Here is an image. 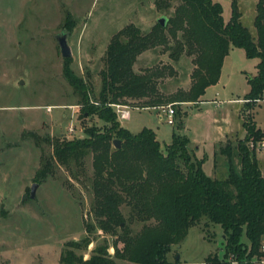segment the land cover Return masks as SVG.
Returning <instances> with one entry per match:
<instances>
[{
    "label": "rangeland",
    "instance_id": "1",
    "mask_svg": "<svg viewBox=\"0 0 264 264\" xmlns=\"http://www.w3.org/2000/svg\"><path fill=\"white\" fill-rule=\"evenodd\" d=\"M155 1L0 0V264H59L65 243L86 234L91 242L82 250L85 257L95 245L107 243L110 252L112 236L99 229L90 233L86 227L96 225L91 208V152L83 157L81 166L75 161L68 165L57 162L52 172L40 178H36V171L41 168L42 156L50 157L51 137H81L84 127H104V121L95 115L81 117L80 97L63 73L64 63L88 82L91 97L97 96L99 70L104 66L110 37L127 24L138 26L143 33L150 31L159 17L172 14L173 4L177 3L172 0L166 9ZM213 1L222 4L223 18L228 21L231 0ZM256 1L237 0L240 19L253 34ZM58 33L67 34L71 50L68 60L60 53ZM169 45H173L172 39L168 46L161 44L142 51L134 63L135 71L162 70L157 86L164 97L186 91L194 67L193 54L182 52L175 60L169 54ZM228 52L218 81L208 86L196 103H168L176 112L173 124L159 119L156 107H130L129 117L122 118L120 124L132 133L151 128L162 151L171 142L173 131L188 137L190 151L203 159V170L211 177H225L229 160L239 170L236 141L245 135L240 109L250 90L248 78L257 72L259 58H248L237 46ZM263 98L264 92L250 110L262 130ZM226 143L231 146L230 157L221 150ZM255 149L258 165L263 167V150L257 146ZM34 182L38 184L35 196L21 201ZM126 210L124 207L123 212ZM201 225H191L180 244L171 247L167 264H216V260L224 259L221 227L209 225L203 232ZM140 226L134 223L131 227L136 231ZM207 231L213 233L212 240L203 238Z\"/></svg>",
    "mask_w": 264,
    "mask_h": 264
},
{
    "label": "trees",
    "instance_id": "2",
    "mask_svg": "<svg viewBox=\"0 0 264 264\" xmlns=\"http://www.w3.org/2000/svg\"><path fill=\"white\" fill-rule=\"evenodd\" d=\"M256 2L254 34L240 19L237 0L230 1L228 21L223 18L219 1L177 0L165 25L157 21L144 33L136 25H125L106 46L104 66L99 70L100 90L94 97L88 82L64 63L63 73L80 97L81 117L95 115L104 121V127H84L81 137H51L50 157L42 156L36 178L52 172L57 162L68 165L75 161L81 166L83 157L91 152V208L96 225L86 227L90 233L99 229L111 235L114 253L107 251L106 243L93 246L85 257L82 250L91 242L86 234L65 243L59 264H117L116 259L127 264H167L171 247L179 245L189 227L203 219L205 225L221 227L225 256L230 260L253 264L264 257V166L258 165L255 149L259 147L264 154V130L250 112L264 92V0ZM155 3L167 9L172 0ZM170 39L173 45H169V54L175 60L182 52L193 54L194 67L190 87L164 97L157 86L162 70L135 71L134 63L142 51L168 46ZM234 46L242 48L248 58H259L257 72L248 78L250 90L240 109L245 135L236 141L239 170L229 160L225 177H211L203 170V159L190 151L188 137L173 131L171 142L162 151L151 128L132 133L117 120L112 103L135 108H154L171 101L196 103L206 88L218 81L223 58ZM114 139L120 140L118 148L113 146ZM230 149L229 143L221 148L229 157ZM134 223L141 224L136 231L131 227Z\"/></svg>",
    "mask_w": 264,
    "mask_h": 264
},
{
    "label": "built area",
    "instance_id": "3",
    "mask_svg": "<svg viewBox=\"0 0 264 264\" xmlns=\"http://www.w3.org/2000/svg\"><path fill=\"white\" fill-rule=\"evenodd\" d=\"M264 100V98H263ZM112 106L115 110L116 113V117L117 120L121 121L122 118H127L129 117L130 111L129 108L131 106H129L128 104H123V103H112ZM157 108V112H158V118L165 120L168 124H173L175 122L174 119V113H175V109L174 107L170 104L168 105H160V106H156ZM69 131H73V128L70 127ZM263 145V144H261ZM263 249H264V243L262 244ZM264 258V257H262ZM195 264H206L205 262H196ZM256 264H264V259H260V260H256Z\"/></svg>",
    "mask_w": 264,
    "mask_h": 264
},
{
    "label": "water",
    "instance_id": "4",
    "mask_svg": "<svg viewBox=\"0 0 264 264\" xmlns=\"http://www.w3.org/2000/svg\"><path fill=\"white\" fill-rule=\"evenodd\" d=\"M166 18L165 17H159L157 19V21H159L161 23V25H165L166 23ZM56 40L59 43L60 46V53L63 57H70L71 56V50H70V46L68 44V40H67V34L66 33H58L56 35ZM113 146L118 148L120 146V140L119 139H114L113 140ZM37 183H32L30 185V192L29 193H24L22 196L21 201L25 200L27 197H34L36 190H37ZM176 258H179V255H176Z\"/></svg>",
    "mask_w": 264,
    "mask_h": 264
},
{
    "label": "crops",
    "instance_id": "5",
    "mask_svg": "<svg viewBox=\"0 0 264 264\" xmlns=\"http://www.w3.org/2000/svg\"><path fill=\"white\" fill-rule=\"evenodd\" d=\"M243 107V105L241 106V108ZM196 224H202L201 225V229L203 230V232L205 231V229H206V227H207V229H209V225H213V224H208V225H205V220H202L200 223H196ZM206 232V231H205ZM208 232V231H207ZM210 234V235H209ZM223 237H224V235H223ZM203 238H208V240H212L213 239V233L211 232V231H209L208 233H206V234H204V236H203ZM263 240H264V237H263ZM111 246V250H110V252L112 251V254L114 253V248H113V246L112 245H110ZM223 247H224V239H223ZM225 249V248H224ZM208 253H210V252H208ZM207 253V254H208ZM207 254L205 255V257L207 256ZM223 255H225V250H224V253H223ZM204 257V258H205ZM223 256H221V258H222ZM224 259L223 260H218L217 262H215L216 264H225V263H227L228 261H232V260H230V258L228 257V256H225V257H223ZM204 260V259H203ZM232 262H235V261H232ZM235 263H237V262H235Z\"/></svg>",
    "mask_w": 264,
    "mask_h": 264
}]
</instances>
